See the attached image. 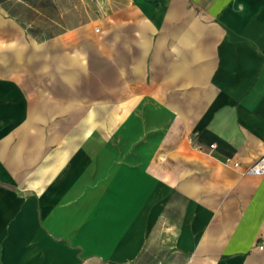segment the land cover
<instances>
[{"label": "crops", "instance_id": "1", "mask_svg": "<svg viewBox=\"0 0 264 264\" xmlns=\"http://www.w3.org/2000/svg\"><path fill=\"white\" fill-rule=\"evenodd\" d=\"M263 153L264 0H0V264H264Z\"/></svg>", "mask_w": 264, "mask_h": 264}, {"label": "rangeland", "instance_id": "2", "mask_svg": "<svg viewBox=\"0 0 264 264\" xmlns=\"http://www.w3.org/2000/svg\"><path fill=\"white\" fill-rule=\"evenodd\" d=\"M70 4H68L69 6ZM93 6V8H90L88 6V4H83V7H79L77 9H73V10H69L67 12V16H66V20H67V26L68 27H72L74 25H76L79 21H85L87 19H89L90 17L93 18H103L106 14V12L108 11V6L109 4H91ZM21 11V9H20ZM58 13L57 10L54 9H49L47 8L45 10V14L46 16H50V17H54L56 16ZM38 14L35 15V22L37 23V25H40L42 27H48L47 24H43L44 21H46L47 18H43V17H37ZM24 17H27L28 19H34V16H27L26 14H24ZM26 18V19H27ZM103 21V20H102ZM93 28H97L100 27L101 28V22H95L92 24ZM31 29V28H30ZM32 30V29H31ZM86 49V51L89 53L90 52V44L89 42H87L86 46L84 47ZM90 61V60H89ZM87 109V110H86ZM90 108H85L82 115H80L79 117H81V119H72V120H67L65 122H60V126L61 127H65L69 133H73L75 130H82L84 133L86 131H89L92 127L95 128H99L100 130H105L107 128L106 125V120H102V117L106 116V109L105 108H99L98 110H94L95 113H91V110H89ZM78 117V113L75 114ZM73 115V116H75ZM92 117H95L97 119L94 118V120L92 119ZM115 123V122H114ZM114 125V124H113ZM68 146H70L69 144H73L74 143V138L73 137H68ZM86 142V139L84 138V143ZM74 147L72 146V148L68 147V150L65 154L66 156V162L64 163L66 165V168H62V172H64V170L66 171V185L62 186L64 188V190L68 193L71 194L68 197V200L64 203V206L67 208V212L69 213H73L75 209H82V211L84 212V214L88 211H90L92 208H95V206H97L98 201L97 200H88L87 196L89 195V193H93V192H98L100 189L97 185H93L90 182V178L89 179H85L83 180L81 183L79 182V174L82 172L86 171L85 169H80V170H76L74 169V158L76 156H78V152L73 151ZM58 154L54 155L57 157ZM53 156V154H52ZM59 169L58 168H54L53 164H52V174L56 173V175L58 174ZM54 172V173H53ZM77 177V178H76ZM78 180V182H77ZM54 184L51 185V188L53 190ZM77 194V195H75ZM91 215V214H90ZM91 217L89 216H84V223L85 222H91ZM104 235V234H103Z\"/></svg>", "mask_w": 264, "mask_h": 264}, {"label": "built area", "instance_id": "3", "mask_svg": "<svg viewBox=\"0 0 264 264\" xmlns=\"http://www.w3.org/2000/svg\"><path fill=\"white\" fill-rule=\"evenodd\" d=\"M210 147L213 148L214 145H211ZM226 162L231 163L235 169L240 170L244 175H264V153L253 164L246 167H243L240 162L231 159H228Z\"/></svg>", "mask_w": 264, "mask_h": 264}, {"label": "trees", "instance_id": "4", "mask_svg": "<svg viewBox=\"0 0 264 264\" xmlns=\"http://www.w3.org/2000/svg\"><path fill=\"white\" fill-rule=\"evenodd\" d=\"M29 31H30V33L35 35V31L33 29L32 30L30 29Z\"/></svg>", "mask_w": 264, "mask_h": 264}]
</instances>
